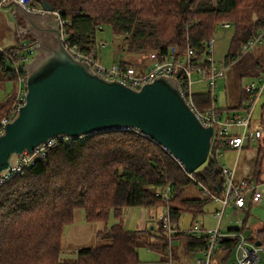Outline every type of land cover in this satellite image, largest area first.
Returning <instances> with one entry per match:
<instances>
[{
  "label": "trees",
  "instance_id": "1",
  "mask_svg": "<svg viewBox=\"0 0 264 264\" xmlns=\"http://www.w3.org/2000/svg\"><path fill=\"white\" fill-rule=\"evenodd\" d=\"M41 1L28 0V4L38 9ZM46 1L66 23L64 34L67 43L80 52L89 53L98 48L97 32L107 26L113 34L123 37L127 53L147 57L149 63L143 59L139 63L120 61L124 66L135 68L151 64L149 56L153 52L161 60L171 51L176 57L182 56L190 47L194 60L207 71L205 46L216 27L222 28L223 23L229 24L228 28H222L223 31L230 28L233 31L230 49L224 59L228 65L243 42L264 30V0ZM14 21L18 29L24 28L20 18L15 16ZM15 39L16 44L5 48L4 53L17 60L27 55L25 48L34 39L27 32L19 34L18 31ZM4 53L0 52V83L13 82L16 87L0 102V120L4 117L12 120L19 104L17 81ZM246 56L250 54L236 63L241 64ZM263 70L264 57L255 58L247 61L244 67L241 65L239 74L253 79ZM242 100L246 101L244 88L239 104L232 109L243 111ZM191 104L197 112L209 109L211 99L208 92L193 93ZM261 119L264 124V118ZM46 151L43 159L0 185V264H139L136 246L141 240V232L125 230L121 222L98 233L108 239L107 244L78 249L73 262L60 260L63 229L73 223L76 210L83 211L86 223L100 224H106L111 213L114 218H119L122 211L130 207L152 208L159 215L163 202L154 190L164 186L170 190L168 204L172 224L179 229L182 214L202 215L209 200L191 195L184 197V189L191 186L202 194L203 189L196 183L212 189L220 178L219 166L213 157L214 146L206 162L189 173L190 177L158 143L130 128L99 131L68 142L57 141ZM262 156L263 149L259 147L255 169L248 181L258 183ZM222 193L220 191L218 195ZM249 210L250 207L244 212L246 218L240 227H231L226 233L246 235ZM153 231L148 229L150 237ZM156 233V242L148 244V247L161 257L167 248V235L159 221ZM251 235L264 246V227ZM180 239L186 240L187 253L200 256L205 236L195 239L189 232L181 231L172 235L173 242ZM237 240L235 236L219 240L214 254L217 255V264H226L231 259Z\"/></svg>",
  "mask_w": 264,
  "mask_h": 264
},
{
  "label": "water",
  "instance_id": "2",
  "mask_svg": "<svg viewBox=\"0 0 264 264\" xmlns=\"http://www.w3.org/2000/svg\"><path fill=\"white\" fill-rule=\"evenodd\" d=\"M35 54L26 67L25 100L0 132V180L18 158L56 137L82 138L113 129H134L152 139L191 173L206 161L212 127L197 118L173 76H157L134 89L92 71L67 51L54 9L41 1L33 11L11 1ZM218 174V170H216ZM212 189L219 194L220 183ZM257 247L260 241H255Z\"/></svg>",
  "mask_w": 264,
  "mask_h": 264
},
{
  "label": "built area",
  "instance_id": "3",
  "mask_svg": "<svg viewBox=\"0 0 264 264\" xmlns=\"http://www.w3.org/2000/svg\"><path fill=\"white\" fill-rule=\"evenodd\" d=\"M11 1L16 2L23 8L33 11H42L40 8L35 9L28 4V0H4L3 3L9 4ZM1 6V2H0ZM57 19V23L60 27V37L62 38L64 48L69 51L73 57L77 60L84 61L90 65L94 73H98L101 76L107 78L108 80H118L125 86H129L134 89H139L145 83L152 82L157 76H173L176 78L182 94L185 96L188 104H190L201 122L205 125H210L212 127L213 137L211 141V147L214 146L213 157L215 160L220 157L222 151L225 148L235 150L237 153L245 147V144L249 142H255L260 139L264 134V125L262 119L253 120L252 113L257 101L260 97H264V70L262 74L253 79H249L243 85L244 93L246 95V106L243 109V113L236 115L223 116L219 112L220 108L216 102V82L217 80L223 78V70L217 68L214 65L212 58L213 47L211 38L206 44L204 61L208 62L209 68L206 69L201 66L199 61H195L193 50L188 47L187 51L182 54V56L176 57L174 51H171L161 60L157 59L155 52L150 54V63L144 68H135L129 65H122L120 61L111 63L107 66L102 64L98 58V50H90L89 53L80 52L76 47L71 46L66 42L67 37L64 34V27L66 23L60 19L59 13L54 11ZM10 13L14 18L16 14L11 9ZM228 23H223L222 28H228ZM26 30L18 29L19 34H24ZM264 36V30L260 31L258 34L252 35V37L240 46V50L236 57L228 64H235L241 57L245 55L252 54L258 44L262 41ZM104 43H98V48L103 47ZM36 44L31 43L26 46L25 51L27 55L25 57L21 56L19 59H15L13 56H7L4 53L3 47L0 46V52L4 53L6 56V62L13 67L16 74L17 90L16 96L19 99V104L16 109L24 103L25 100V84H26V63L32 59L35 52ZM195 74L200 78L193 82L191 80V75ZM205 82L206 88L208 89V94L211 99V107L203 112H197L193 105L191 104V96L193 94L191 87L194 83ZM11 120V119H10ZM6 117L0 120V132L4 125L9 122ZM83 138V137H82ZM71 139L69 137H56L55 139L48 140L45 144L34 149L31 153L22 154L15 166V169L3 176L0 180V185L6 179L10 178L15 173L21 171L25 167L33 165L36 161L43 159L47 154V149L54 146L57 141L68 142ZM78 139V138H77ZM211 149V148H210ZM236 170V163L233 168L219 167L220 178L217 183L221 185V191L223 193L219 196L214 190L209 189L206 186L197 184L199 188H202L201 199L205 197L210 201H216L219 203L220 207L215 211L214 216L217 220V224L213 228H208L202 226L201 221L193 220L190 228L187 231H181L172 224L170 218V190L168 186L155 189V195L161 198L163 206L160 208L159 215L157 217L160 225L164 229L167 235L166 250L161 254V258L165 264H173L172 261V250H173V240L172 235L176 232H189L195 239H202L203 236L206 237L204 248L202 249L200 256L195 257L194 264H211L212 258L216 253L218 248V242L222 237L235 236L237 240V246L233 252V259L236 264H258L260 261V251L264 254V246L257 247L253 238H248L242 233H225L219 230V223L222 219L223 209L232 203L234 209L238 213H244L249 209V207L256 206L261 199V192L258 183L248 181L247 178H242V180L236 181L234 179V172ZM188 175H190L188 173ZM192 177V175H190ZM216 183V184H217ZM214 184V185H216ZM214 187V186H213ZM221 208V209H220Z\"/></svg>",
  "mask_w": 264,
  "mask_h": 264
},
{
  "label": "rangeland",
  "instance_id": "4",
  "mask_svg": "<svg viewBox=\"0 0 264 264\" xmlns=\"http://www.w3.org/2000/svg\"><path fill=\"white\" fill-rule=\"evenodd\" d=\"M8 28H11L10 30H7ZM15 25L14 21L5 14L0 13V31H7L11 33L14 31ZM97 41L100 43H104L103 47L97 48L98 50V58L102 62V64H105L107 66L111 65V63L121 61V60H127L131 61L132 63H139L140 60H144V62H148L144 58V56H134L129 53H127L125 49V40L120 35H115L112 33L111 29L109 27L105 26L102 30L98 31L97 34ZM233 36L232 29L228 30H222L221 27H216L214 34H213V41H212V47H213V61L214 65L223 70V78L217 80L216 82V102L218 103L219 108L223 111V116L226 114L230 115H236L243 113V111H235V109H232L233 107L237 106L239 104L240 96L242 93V87L245 84V82L252 77H241V74H239V68L242 65L243 67L247 63V61L258 58L261 59L264 57V41L260 42L258 46L255 48L252 54L250 56H246L241 64H231L226 65L225 63V56L227 52L230 49V41ZM149 63V62H148ZM191 80L193 82L197 81L199 79V76H196L194 73L191 75ZM254 77V76H253ZM16 84L13 82H2L0 83V102L8 95L11 94L12 91L15 89ZM191 90L193 93H205L208 91L206 88L205 82H198L194 83L191 87ZM242 103L244 106H246L247 102L245 100H242ZM264 105V97H260L257 101L256 106L254 107L252 117L253 120H259L261 117L264 118V111L262 110V106ZM264 125V124H263ZM250 147L251 151H257L259 147L263 149V156H262V163L260 166V183L258 186L260 187V192L262 194V198L260 199L262 202L256 206L250 207V210L248 211V220H247V228H246V236L250 237L253 233V230L258 229V226L264 225V134L263 137L258 141L257 145L251 144ZM258 147V148H257ZM246 153L245 151L242 153H237L235 150L227 149V151H222L219 158H217V163L219 167H225V168H233L235 163L242 170V167L247 163L246 161ZM254 160L251 163L252 171H254L255 167ZM234 179H237L236 176H234ZM184 193V197L187 195H195L197 196L199 193L197 188H192L191 186L186 187ZM201 194V193H199ZM232 203L226 206V208L222 211V219L218 225L220 231H226L227 229H230V227H240V225L244 222L246 216L243 213L241 216H237L232 207ZM215 207H220L216 203L211 204L207 202L204 206V213L202 214L205 219V223L209 224L211 226L215 225V221L213 217H211L212 210L215 209ZM152 209V208H150ZM221 209V208H220ZM147 210L144 208L139 207H130L127 209H124L121 213V216L119 218H114L113 214L111 213L108 217V221L106 224L102 223H86L84 221V214L82 210H76L74 212L73 216V223L66 226L63 229L62 233V239H61V245H60V260L65 262H73L75 258L77 257L78 249L81 248H88V247H94V246H102V244H107L109 241L106 238H103L98 235V233H101L105 228H109L116 223L121 222L122 227L125 230H144L139 231L141 232V240L138 242L136 248L138 253V260L139 264H165L163 261H161L159 254H157L156 251H153L148 247V244L156 242V238L154 235H158L156 233V229L151 232L153 233V236L150 237L147 233L148 229L150 230V227L153 226L156 228L157 223L154 221L152 223L148 222L147 217ZM200 216L193 217L189 212L184 213L180 216V222H179V229L181 231H187L190 228V224L193 220L201 221ZM186 240L180 239L175 240L173 242L174 247V264H179V254L180 250L176 251V247L180 248L181 246H185ZM186 247V246H185ZM184 248V247H183ZM188 256H193L191 253H187ZM190 257V258H191ZM260 261L258 264H264V254L262 251H260ZM217 255L213 256L211 264H217ZM226 264H236L233 256Z\"/></svg>",
  "mask_w": 264,
  "mask_h": 264
},
{
  "label": "crops",
  "instance_id": "5",
  "mask_svg": "<svg viewBox=\"0 0 264 264\" xmlns=\"http://www.w3.org/2000/svg\"><path fill=\"white\" fill-rule=\"evenodd\" d=\"M3 1L4 0H0V2H1V6H0V13L1 14H5L6 16H9L13 21H14V18L12 17V15H11V13H10V10L12 9L11 7L9 8L8 7V4H5V3H3ZM14 25H15V21H14ZM11 28H8L7 30H10ZM17 31H18V27H17V25H15V29H14V31H12L11 33H9V32H7V31H3V30H1L0 31V46L1 47H3V48H9V47H11V45H14V44H16V39H15V34L17 33ZM221 110V109H220ZM221 114L223 115V111L221 110ZM262 137H263V135H262ZM261 137V138H262ZM260 138V139H261ZM260 139H258V140H256L255 142H249V143H247V144H245V147L241 150V152H239V153H242V152H244L245 151V153H246V161H247V163L242 167V170H240V168H238V166L236 165V170H235V172H234V174H235V176L237 177V179H235L236 181H239V180H242V178H250V177H252V175H253V171H252V166H251V163L254 161V160H256V156H257V151L255 152V151H251L250 150V147L252 146L251 144H256L257 145V143H258V141L260 140ZM258 148V147H257ZM238 153V154H239ZM260 173V172H259ZM260 175H261V173H260ZM260 175H259V177H258V184L260 183ZM198 195L197 196H195V195H193L194 197H197V198H201V194H199V193H197ZM261 198H262V194H261ZM209 203H211V204H217L218 206H219V203H217L216 201L214 202V201H210V200H207ZM262 201L260 200V202L258 203V204H260ZM257 204V205H258ZM233 207V206H232ZM226 208V207H225ZM144 209H146L147 210V219H148V222L149 223H152L153 221L155 222V223H157L158 224V221H157V216H158V213H156V211H154L153 209H149V208H144ZM218 209V207H215V209L214 210H212V212H211V217H213L214 216V213H215V211ZM225 210V209H224ZM233 211H234V213L237 215V216H241L242 215V213H238V212H236L235 211V209H234V207H233ZM203 215H200V217H202ZM213 219H214V221L216 220V218L215 217H213ZM201 222H202V226H204V227H208V228H213V227H215V225L217 224V220L215 221V225H213V226H211V225H209V224H206L205 223V219H204V217H202L201 218ZM261 227H264V225L262 224V225H260V226H258V229L259 228H261ZM231 228V227H230ZM156 228H154L153 226H151L150 227V231L151 230H155ZM258 229H256V230H253V233L254 232H256V231H258ZM136 231H138V230H136ZM139 231H144V230H139ZM223 232H227V230L226 231H223ZM251 238H254V235H251L250 236ZM173 247V246H172ZM184 247V248H183ZM176 249V251H178V250H180V254H179V257H178V260H179V264H194V260H193V258L195 257L194 255L191 257V256H188V254H187V250H186V247L185 246H181L180 248H175ZM173 253H174V247H173ZM191 257V258H190ZM161 258V257H160ZM173 259H174V255H173ZM174 264V263H173Z\"/></svg>",
  "mask_w": 264,
  "mask_h": 264
}]
</instances>
